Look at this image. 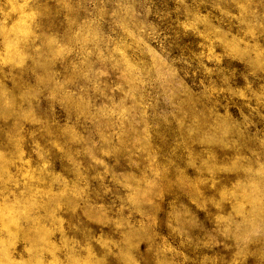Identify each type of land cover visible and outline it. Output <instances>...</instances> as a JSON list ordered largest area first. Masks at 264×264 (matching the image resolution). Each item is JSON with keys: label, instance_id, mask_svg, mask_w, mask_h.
I'll use <instances>...</instances> for the list:
<instances>
[{"label": "rangeland", "instance_id": "rangeland-1", "mask_svg": "<svg viewBox=\"0 0 264 264\" xmlns=\"http://www.w3.org/2000/svg\"><path fill=\"white\" fill-rule=\"evenodd\" d=\"M0 264H264V0H0Z\"/></svg>", "mask_w": 264, "mask_h": 264}]
</instances>
